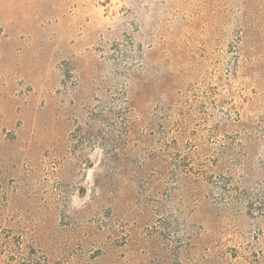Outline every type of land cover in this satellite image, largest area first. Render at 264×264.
Wrapping results in <instances>:
<instances>
[{"label":"rangeland","instance_id":"374dc122","mask_svg":"<svg viewBox=\"0 0 264 264\" xmlns=\"http://www.w3.org/2000/svg\"><path fill=\"white\" fill-rule=\"evenodd\" d=\"M0 264H264V0H0Z\"/></svg>","mask_w":264,"mask_h":264}]
</instances>
